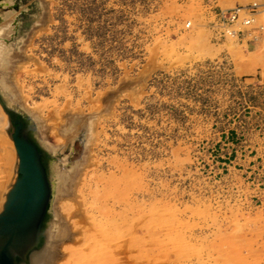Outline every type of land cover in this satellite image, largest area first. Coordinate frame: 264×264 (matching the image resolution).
<instances>
[{"label":"rangeland","instance_id":"1","mask_svg":"<svg viewBox=\"0 0 264 264\" xmlns=\"http://www.w3.org/2000/svg\"><path fill=\"white\" fill-rule=\"evenodd\" d=\"M3 2L9 108L52 153L49 225L53 167L79 171L58 263L264 264L262 166L231 170L264 131V0ZM235 5L258 7L242 39L212 28Z\"/></svg>","mask_w":264,"mask_h":264},{"label":"water","instance_id":"2","mask_svg":"<svg viewBox=\"0 0 264 264\" xmlns=\"http://www.w3.org/2000/svg\"><path fill=\"white\" fill-rule=\"evenodd\" d=\"M9 106L0 88V137L9 146L0 178V264H42L53 191L52 153L39 145L36 125H26Z\"/></svg>","mask_w":264,"mask_h":264},{"label":"bare ground","instance_id":"3","mask_svg":"<svg viewBox=\"0 0 264 264\" xmlns=\"http://www.w3.org/2000/svg\"><path fill=\"white\" fill-rule=\"evenodd\" d=\"M8 6L9 5L5 4L3 2V0H2V2H0V88L6 91L7 100L9 102H12V101L17 100V96H16L14 89L11 87L12 86L11 81L9 80V78L6 77L8 75V74L6 75V71H8L7 70L8 63H6V62H7V59L9 57V55H8L9 49L7 48V46H9V44L7 45L6 41L3 39V38H5L4 36L8 32V28H7L8 23L6 20L7 13H8L7 10L10 9V8L7 9ZM6 40L8 41V39H6ZM38 122H37V125H38V127H40ZM71 128L72 127H68L66 131L64 130L65 128H63V130L65 131L66 134H68ZM75 130H76V128L73 129L72 133ZM1 146H5V145H1ZM47 149H48V147H47ZM7 156H8V154H7ZM84 164H83V166H84ZM77 165L78 164L75 165V169H78L77 167H80V165L79 166H77ZM53 168H54L53 175H55V177L57 179L56 184L54 186L56 199H57V202H56L57 206L55 205V207H54V205H53V207L55 209V214H54L55 219H53L49 225L48 244H47V248L45 251V255H44L42 264H55V263L56 264H63V262L58 263V261H59L58 259H60L59 257L64 256V254L71 251V244H66L65 241L70 240L72 235L70 234V231H68V228H67L64 220L62 219L63 217H62L60 212L63 211V207L65 206L64 205L65 200H67L65 198L71 197L73 195V191L75 192V190H73V189L75 188V184L77 183L76 182V177H77L76 175L79 171L78 172H77V170L70 171L66 165H62V166H59V165L56 166L55 165ZM1 169L3 170L4 168H1ZM1 169H0V171H1ZM79 170H80V168H79ZM0 175H2V174H0ZM0 178H1V176H0ZM78 179L79 178H77V180ZM76 190H79V189H76ZM56 199H54L53 201L55 202ZM64 209H66V208H64ZM59 210H60V212H59Z\"/></svg>","mask_w":264,"mask_h":264},{"label":"crops","instance_id":"4","mask_svg":"<svg viewBox=\"0 0 264 264\" xmlns=\"http://www.w3.org/2000/svg\"><path fill=\"white\" fill-rule=\"evenodd\" d=\"M251 66V65H248ZM227 134V141L231 145H234V142L237 141V139L234 138V135L236 134V131L233 129ZM239 138V137H238ZM244 142V143H243ZM244 146H240L238 149H232V155L236 159L234 161V166H232L231 170L233 172H237L239 170L240 172H248V175H251V172L255 173V169H258L261 165L262 167L258 170V173L261 172V176L264 178V131H261V129H256V131H247L245 132L244 139L241 142ZM255 151V155H251ZM260 158V160H259ZM257 159L258 164H252L251 162ZM237 160L241 161V164H243L242 169H237L236 164ZM233 162V161H232ZM260 162V163H259ZM256 173V174H258ZM258 174V175H260ZM260 176V177H261ZM254 195L258 199L264 198V181L258 182L254 184L253 186ZM264 200V199H261Z\"/></svg>","mask_w":264,"mask_h":264},{"label":"built area","instance_id":"5","mask_svg":"<svg viewBox=\"0 0 264 264\" xmlns=\"http://www.w3.org/2000/svg\"><path fill=\"white\" fill-rule=\"evenodd\" d=\"M257 13L256 5H235L221 8L213 16L212 28L220 35L242 39L244 34L251 31ZM254 37L256 38V36Z\"/></svg>","mask_w":264,"mask_h":264}]
</instances>
